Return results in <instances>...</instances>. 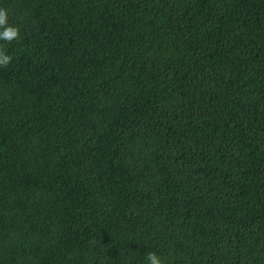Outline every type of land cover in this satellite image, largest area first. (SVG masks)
<instances>
[{
  "label": "trees",
  "instance_id": "16d2710c",
  "mask_svg": "<svg viewBox=\"0 0 264 264\" xmlns=\"http://www.w3.org/2000/svg\"><path fill=\"white\" fill-rule=\"evenodd\" d=\"M0 8V264H264V0Z\"/></svg>",
  "mask_w": 264,
  "mask_h": 264
},
{
  "label": "clouds",
  "instance_id": "9594fccd",
  "mask_svg": "<svg viewBox=\"0 0 264 264\" xmlns=\"http://www.w3.org/2000/svg\"><path fill=\"white\" fill-rule=\"evenodd\" d=\"M0 40L7 43L13 41L19 42L20 29L17 26L8 25V10L0 8ZM12 60L10 55H6L5 51L0 48V66L7 67ZM146 264H166L165 258L156 251H148L145 254Z\"/></svg>",
  "mask_w": 264,
  "mask_h": 264
}]
</instances>
